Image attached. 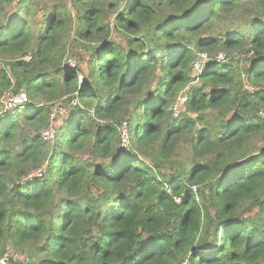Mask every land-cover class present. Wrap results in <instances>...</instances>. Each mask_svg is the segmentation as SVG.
Returning <instances> with one entry per match:
<instances>
[{"label":"trees","instance_id":"16d2710c","mask_svg":"<svg viewBox=\"0 0 264 264\" xmlns=\"http://www.w3.org/2000/svg\"><path fill=\"white\" fill-rule=\"evenodd\" d=\"M0 57V96L70 104L51 153L45 106L0 113L9 264H264V0H0Z\"/></svg>","mask_w":264,"mask_h":264},{"label":"built area","instance_id":"2783aa9c","mask_svg":"<svg viewBox=\"0 0 264 264\" xmlns=\"http://www.w3.org/2000/svg\"><path fill=\"white\" fill-rule=\"evenodd\" d=\"M248 52V51H247ZM196 57L194 59L191 60L190 63V68L194 73V77L192 78V80L189 82V84H197L199 82V76L201 75V73L203 71L206 70V68L208 67V64L211 61H215L217 63H223L224 61H226L227 59V54L224 52H218L214 55L212 54H208L206 52H198L196 53ZM252 55V51L247 53V56H251ZM246 56V57H247ZM23 60L25 61H29L31 59V55L27 54L24 55L22 57ZM69 68H73L75 67L76 63L75 60L72 58H68L66 60L65 63ZM179 104L184 103L187 100V96H181L179 95ZM76 101H73V104H75ZM30 99L27 95V93L25 91H20L16 94H11L7 97V99L5 101H3V106H2V110L0 113L4 114L5 112L8 111H17L20 110V108H26L30 105ZM63 105L61 103L56 104V107L54 109H52V111L48 114V126L45 127L42 132H40V137L42 139V141H44L47 144H52V142L55 139L56 136V128L54 127V125L52 126V121L55 119L57 114H61L64 112L65 108L63 107ZM171 113L173 115V117H176L179 113H180V108L179 106H174L171 109ZM124 126H126V123L123 122L122 123V129H123V133H124V137H123V141H127V133L126 131H124ZM126 129V127H125ZM42 176V171L41 170H37L36 172H34L32 175H29V178H33V177H41ZM176 201H179L180 198L179 197H175ZM17 251L13 250V249H8L6 250L1 256H0V264H8L7 261H9L12 258H15L17 256Z\"/></svg>","mask_w":264,"mask_h":264},{"label":"rangeland","instance_id":"374dc122","mask_svg":"<svg viewBox=\"0 0 264 264\" xmlns=\"http://www.w3.org/2000/svg\"><path fill=\"white\" fill-rule=\"evenodd\" d=\"M112 37H113V39H115L119 43L124 44V40L120 36H117V35L113 34ZM75 39L76 38L73 35H71L70 38H68L66 41H64V56H63V62L64 63H66V60L68 58L74 59L75 60V63H77V61L79 62V58H78L79 53H78V51L82 52V49H81V46H79L77 44V42L75 41ZM218 52L227 53V59H226V61H228L230 59H232L233 61H240V60H242V62L245 63V64L248 62L249 57L252 56V55L251 56H247V53L250 52V51L246 52L245 50H242V51H239V50H235V51H218ZM196 55L197 54H194V57L192 59H194L196 57ZM6 61H7L6 58L0 57V70L1 69H5V67H6ZM226 61H224V62H226ZM79 64L80 65H83L81 63H79ZM79 78H81V76ZM194 85H196V84H188L186 86L185 90L181 91L180 94L178 93L176 99H174L170 103L169 109L171 110L174 106H177V107L179 106L180 113H181V110L183 109V103L182 104H179V100H178L179 95H180V97L181 96H184V95L187 96V90L189 88H191V86H194ZM2 91H3V94L0 96V102H1L0 103V111H1V106H3V101H5L9 95L13 94V92L10 91V90H4L3 89ZM20 91H25V90H20ZM65 97H68V96L67 95H63L61 98H55L54 100L47 101L45 98H43L41 96H37V97H35V99L30 100V103H38L39 105L45 106L48 109V114L52 111V109H54L56 107V104L61 103L63 105V107L65 108L64 112L61 113V114H57L56 117H55V119L51 122L52 123V126L54 125V127L56 128V132L65 123V120L67 119V114H68V112L70 110V108H69V105L70 104H68V103L65 102ZM23 109H25V108H22V109L20 108V110H17V111H22ZM180 113L176 117H178L179 115H181ZM48 114H47V121L49 122ZM125 127L127 129V125L123 127L124 128V131H126ZM43 129H40V131L38 132V134H40V132H42ZM122 132H123V129H122ZM126 133H127V131H126ZM31 134L34 135L35 134V131L32 130L31 131ZM126 138H127V141H123V139H122V142H121L122 143L121 144V148H122L121 150L122 151H128L129 150V147H130L128 135H127ZM55 142H56V138L54 139V144H55ZM53 145H51V144L46 145L47 150L49 151V153L53 152ZM83 159H87V157L84 155L83 156ZM39 170H41L42 173H43V169H39ZM8 249H6V250H8ZM15 251H17V250H15ZM16 253H17V256L15 258H12V259L18 260L17 258H21L23 253H21L20 251H17ZM23 258H25V257H23ZM25 259L27 260V258H25ZM9 262H10V260L7 261L8 264H9Z\"/></svg>","mask_w":264,"mask_h":264}]
</instances>
